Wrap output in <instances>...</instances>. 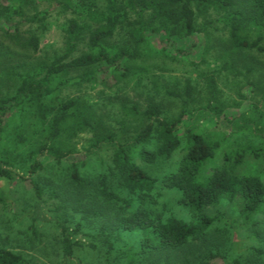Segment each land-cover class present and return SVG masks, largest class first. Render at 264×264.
Instances as JSON below:
<instances>
[{
	"label": "trees",
	"instance_id": "16d2710c",
	"mask_svg": "<svg viewBox=\"0 0 264 264\" xmlns=\"http://www.w3.org/2000/svg\"><path fill=\"white\" fill-rule=\"evenodd\" d=\"M43 1L49 7L27 18L25 7L39 0H0L2 12L18 18L13 22L0 20V29L10 38L19 37L22 23H44L51 12L72 15L61 25L65 36L63 53L34 71L22 73L15 92L0 99V180H14L16 175L27 179L38 201L46 202L44 189L34 175L45 168L47 161L64 165L67 173L50 191V197L59 200L56 210L68 209L79 214L74 225L59 223L64 258L71 257L74 248L84 244L76 239L84 222L99 220L102 227L140 233L138 250L129 263H134L139 255L157 254L160 264H191L190 257L194 256L191 241L204 238L214 223L225 222L224 214L214 210L223 199L241 203L239 216L246 225L253 224L256 216L264 215V180L257 174L241 172L248 163L264 162L262 103L248 98L239 113L225 117L232 134L255 139L253 144H243L229 140L228 134L210 131L201 122L221 119L225 112L226 105L217 98L213 77L209 78L213 95L200 106L194 105L191 81L187 80L182 90L166 87L165 95L181 103L180 112L172 117L167 115L161 102L151 101L144 109L136 104H122L125 116L138 118L143 124L132 137L123 140L117 139L113 132L97 133L102 127L101 121L96 119L95 104L86 97H66L57 104L48 99L62 85L96 83V73L103 67L114 76L105 79L107 88L136 75L144 69L136 65L140 46L153 34L199 32L193 4L228 12L222 20L229 35L220 47L226 55L251 51L264 54V0H103V8L88 0ZM129 13L137 18L126 22L132 50L108 45L107 41L127 21ZM144 14L148 15L147 19ZM27 43L34 52L38 50L37 35L32 34ZM83 43L87 50L76 55ZM68 70L78 74L55 80ZM251 84L261 86L257 82ZM25 105L33 107L43 118L51 116L48 136L34 150L10 155L4 148L6 122L15 109ZM239 106V103L234 105ZM69 128L92 133L88 145L80 150H66L52 144ZM4 153L6 156L1 157ZM90 160L99 165L100 171L87 175L82 169L93 163ZM17 162L23 174L13 170ZM157 165H161V171L155 175L152 169ZM158 185L179 193L177 202L189 213V221L145 207L148 201L154 200ZM85 237H102L106 258H109L113 241L105 229L87 233ZM7 243L8 239L0 234V264H33L7 247ZM233 263L241 264L237 259ZM199 264L209 262L203 260Z\"/></svg>",
	"mask_w": 264,
	"mask_h": 264
},
{
	"label": "rangeland",
	"instance_id": "374dc122",
	"mask_svg": "<svg viewBox=\"0 0 264 264\" xmlns=\"http://www.w3.org/2000/svg\"><path fill=\"white\" fill-rule=\"evenodd\" d=\"M88 1L94 2L99 8L104 6L103 0ZM48 7V3L43 0L30 3L25 7V15L30 18L35 12L42 13ZM193 8L199 32L193 35H169L165 32L153 34L140 46V58L136 65L144 69L137 71L136 75L107 88L105 79L114 76L111 77L103 67L96 73V83L62 85L48 99L57 104L58 100L66 97H86L95 104L96 119L101 121L102 127L97 133L113 132L117 139L123 140L132 137L143 124L138 118L125 116L121 110L122 104H136L144 109L151 101L161 102L167 115L172 117L180 112L181 103L165 95L166 87L175 91L182 90L185 82L191 81L194 86V105L200 106L206 104L213 95L209 80L213 77L218 91L217 98L226 105L225 112L221 119L210 118L201 122L210 131L228 134L231 141L253 144V137L232 134L225 117L239 113L246 106L248 98L264 105V54L251 51L226 55L220 47L223 39L226 40L229 35V29L222 20L228 12L212 7H197L195 4ZM71 16L51 12L44 23H22L17 38L6 36L0 29V99L15 92L22 73L34 71L63 53L65 36L61 25ZM144 18L147 19L148 15L144 14ZM1 19H7L8 22L18 20L0 8ZM136 19L133 13L126 15L127 21L116 28L107 44L114 48L132 50V38L126 22H134ZM32 34L39 39L38 50L35 52L27 43ZM84 50H87L85 43L79 47L76 55ZM76 74L78 71L68 70L57 75L55 80L70 79ZM253 82L261 83V86L253 87ZM235 103L240 104L239 108L234 107ZM50 118L41 117L28 105L15 109L4 130L7 154H25L46 141ZM92 136L85 129L69 128L52 144L66 150H80L88 145ZM4 156L6 153L1 154V157ZM15 164L17 166L13 170L23 174L19 163ZM263 167L264 162L248 163L241 172L257 174L264 180ZM99 171V165L95 162L82 169L87 175ZM160 171L161 165L152 169L155 175ZM65 173L64 165L47 161L45 168L34 175V179L44 189L46 202L38 201L27 179H20L16 175L14 180H0V234L8 239L7 247L21 253L33 264H160L157 254L139 255L134 258V263H129L132 254L138 250L140 233L102 227L99 220L84 222L82 232L76 236L84 244L75 247L71 257L64 258L59 223L74 225L79 214L68 209L56 210L59 200L51 198L50 191L54 190ZM178 197L176 190H167L158 185L154 200L148 201L145 207L189 221V213L178 204ZM240 204L239 201L228 202L223 199L214 209L224 214L225 222L214 223L204 238L191 241L194 254L190 257L191 264H199L203 260H208L209 264H234L233 259L239 260L241 264H264V215L256 216L253 224L246 225L239 216ZM101 229H105L113 241V251L109 258H106L102 237H85V234L98 233Z\"/></svg>",
	"mask_w": 264,
	"mask_h": 264
}]
</instances>
